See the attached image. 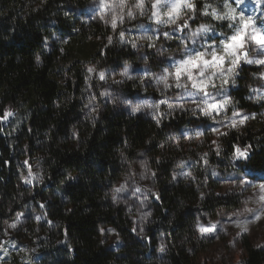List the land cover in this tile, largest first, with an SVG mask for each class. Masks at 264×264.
I'll use <instances>...</instances> for the list:
<instances>
[{
  "label": "trees",
  "instance_id": "obj_1",
  "mask_svg": "<svg viewBox=\"0 0 264 264\" xmlns=\"http://www.w3.org/2000/svg\"><path fill=\"white\" fill-rule=\"evenodd\" d=\"M89 2L0 0V241L5 240L2 224L11 216L9 207L19 208L18 196L27 193L42 204L48 221H29L25 226L35 237L42 234L40 253L31 264H195L196 252H205L213 241L197 236L195 212L212 216L217 209L234 210L242 205L237 193H207L202 186L204 168L224 172L237 166L254 176L264 174V100L250 93L261 67L242 59L232 77L236 84L228 86L233 101L229 111L243 109L254 118L239 131L229 130L212 140L205 135L188 144L171 134L210 117L173 113L157 123L141 114L128 115L114 105H100L101 101L97 116L81 122L79 96L85 66L117 59L137 65L129 49L105 46L111 33L108 26L82 23L63 11ZM178 23V29L176 25L166 28L182 34L197 21L191 18L187 26L183 20ZM52 33L65 40L46 51L43 40ZM242 51L247 52V45ZM94 86L101 87V82L94 80ZM120 88L136 90L132 81L122 82ZM8 110L13 115L5 120ZM19 115L17 135L11 136L9 122ZM17 136L19 142L11 140ZM213 141L220 145L218 153ZM17 145L26 160L41 153L43 178L33 187L19 182ZM237 148L246 155L237 156ZM140 152L152 169L154 192L149 200L155 217L154 227L142 238L133 232L125 211L111 200L113 187ZM180 159H194L198 184L172 180L171 172ZM106 225L121 241L116 248L101 238L100 227ZM158 229L165 233L163 259L155 252ZM241 245V264H264V246H253L246 235Z\"/></svg>",
  "mask_w": 264,
  "mask_h": 264
},
{
  "label": "rangeland",
  "instance_id": "obj_2",
  "mask_svg": "<svg viewBox=\"0 0 264 264\" xmlns=\"http://www.w3.org/2000/svg\"><path fill=\"white\" fill-rule=\"evenodd\" d=\"M108 2L111 3L112 0H108ZM135 2L137 0H127L128 4H134ZM144 2L149 9L148 15H137L133 18L125 16L123 21L117 20L115 29L108 22V10L100 6L101 0H90L82 8L67 7L63 10L66 13L65 15L72 14L82 23L91 21L108 26L111 33L104 41L105 46L115 49H129L135 54L137 60V65H133L125 59H117L97 66L95 64L85 66L84 82L79 96L81 122H91L99 113L100 105L105 104L114 105L128 115L141 114L155 121L159 119V122L161 118L167 119L173 113H186L209 118V116L203 114L200 108L196 109L195 114L192 113L191 109L196 108V105L205 99L212 103L213 100H222L225 96H229L228 86L232 77L229 78L228 84H222L218 79L219 72L212 76L215 86L210 84L207 94L194 88L186 74L181 75V81H187L186 85L176 87L175 83H173L174 65L178 60L195 55L198 51L211 53L213 47L219 49L221 47L220 41L226 40L233 35L235 33L234 30L240 26L238 17L236 21L232 22L228 20H213L210 15H204L201 11L205 0H196L198 5L192 19H195L197 23L194 26H190L185 33L180 34L174 30L167 29L166 26L169 25L160 24L154 18H149L152 10L151 3L155 2V0H144ZM175 2L177 0H160L157 10L162 13ZM224 2L225 0H218V2L217 0H207V3H214L221 11H226ZM227 3L236 8L238 13L243 12L245 17L252 16L254 19L253 27L264 34V0L259 3L257 0H243V3L239 5L235 3V0H227ZM126 11H128L127 8H125ZM180 11L184 12L186 10L182 7ZM209 11L211 10L209 9ZM101 13H104L103 18H101ZM201 23L214 24L215 28L210 33L198 34L195 38L196 42H193L189 39L191 36L190 29H195ZM230 23L231 27H229ZM121 32L124 33L123 40L120 37ZM168 35L172 37L171 40L167 38ZM141 36H152L155 37V40L141 41L139 40ZM109 37L112 39L111 44L108 43ZM64 40L65 38L52 33L43 40V48L49 51L52 47L63 44ZM131 41L136 43L135 48L132 47ZM245 45H247V52L245 53L247 59H264V48L251 40H247ZM208 59H210V56H205V60ZM230 64L231 60L228 56H225L222 70L226 72ZM251 65L261 67L256 81L250 87L251 96L255 98L260 94H264V76L261 75L264 73V65ZM90 67H94L96 70L90 73L88 71ZM199 68L200 64L198 62L197 67L192 69V75L197 80L204 79L213 71L209 66L205 68L204 73L201 75ZM125 69L129 71L132 76L131 79L127 77L121 78L120 73ZM165 69L173 73V76L168 77L170 87L167 89L163 88V82L157 79L166 75ZM101 72L105 74L104 80L99 79ZM94 80H99L101 87L94 86ZM125 81H132L136 90L125 91L120 88V84ZM102 93H107V95H102ZM162 100L167 101V103L160 104L158 110L152 107V105L160 103ZM98 101H101L100 105ZM169 104L174 107L169 108ZM180 104H183L184 107H178ZM137 105H143V107L133 114V108ZM228 108L229 105L221 108L219 112L213 110L212 117H215V119L210 117V119L191 122L178 130H173L171 134L173 138L188 144L201 140L205 135L212 140V138L220 136V133L229 130L239 131L253 117V114L246 110L234 109L229 111ZM233 112H239L244 116H248L249 119L242 125L238 124L235 128L229 127L228 123L233 118ZM217 115L221 117L216 118ZM262 117H264V108ZM20 121L21 116L19 115L9 122V135H17V127ZM213 129H219L220 133L213 131ZM72 133L76 137V131L73 128ZM198 133H203V135H198ZM11 140L19 142V136L11 137ZM15 148L17 153L15 164L19 182L23 186L33 187L43 178L41 153L37 151L31 155L29 160H26L21 154L20 146L17 145ZM196 156L199 159L202 158V155ZM181 161L185 163L182 164ZM196 166L194 159H180L177 167L171 172L172 180H184L198 184ZM189 172L191 175H185V173ZM25 178H29L31 182H25ZM202 179V186L207 193H213L216 196L237 193L241 196L242 205L239 209L234 210L217 209L212 216L205 212L201 214L195 212L194 227L197 236L209 237L213 241L205 252H196L194 262L195 264H241L244 254L241 245V237L243 235L249 238L253 246H264V211L259 212V219H255L253 215L248 213L249 209H260L264 206V202L258 201L261 194L260 185L264 184V174L254 176L251 172L242 171L237 166L224 172L215 168H204ZM122 184H126V189L118 193L115 192V189ZM137 189L139 191H136ZM153 192L152 169L148 163L147 156L140 152L133 160L130 170L113 187L111 195L112 203L125 211L131 221L133 232L140 238L145 236L148 229L155 225L154 204L149 200V196ZM17 203H19V208L12 209L9 207L12 210L11 216L5 219L2 224V233L5 236V240L3 242L0 241V264H31L40 253L39 240L42 234L39 233L38 237H35L25 226L29 221L35 223L47 221L43 213L42 204L35 203L28 197L27 193L20 194ZM149 212L151 215L145 216ZM245 217L249 221L247 224L238 225L234 222L237 218L243 220ZM17 221L19 223H16ZM13 223H16L15 228L10 227ZM213 224L216 225L214 231L201 233L200 226L211 228ZM110 229L113 231H109ZM100 235L102 240L111 248H116L121 243L116 231L111 226H101ZM161 246H163V251H160ZM166 247L165 233L163 230L158 229L155 252L159 259H163L166 256Z\"/></svg>",
  "mask_w": 264,
  "mask_h": 264
},
{
  "label": "clouds",
  "instance_id": "obj_3",
  "mask_svg": "<svg viewBox=\"0 0 264 264\" xmlns=\"http://www.w3.org/2000/svg\"><path fill=\"white\" fill-rule=\"evenodd\" d=\"M180 2L181 0H177V2L173 3L171 7H169L166 11L160 12L158 9V4L160 3V0H155V3H151V14L149 16L150 19L154 18L158 23L164 24V25H176L177 29L180 27L178 21L183 20L184 25L187 26L188 20L192 18V16L195 15L196 11V0H183V8L186 10L184 12H181L180 8ZM218 2V0H217ZM101 8H105L108 10L109 16H108V22L109 23H114L118 19H122L125 16L128 18H133L134 16H141V15H148L149 14V9L146 7L144 0H137L134 4H128L127 0H112L111 3L108 2V0H101L100 3ZM125 8L128 9V11L125 12ZM209 9L211 11H209ZM224 9L226 11H221L218 9L214 3H207V0H205V4L203 9L201 10L204 15H210L213 20L216 21H224L228 20L232 22V16L237 15L239 21H240V26H238L234 32L236 33L235 38H233L229 42H225V40L220 41L221 47L219 49L213 48V51L211 53L208 52H197L195 55H190L186 57L183 60H178L176 64L174 65L175 67V72H174V80L173 83H175L176 87H182L186 85L187 81L182 82L181 79H178V77L181 74H186L189 78V80L192 83L196 81V89L199 87H202L203 85L209 83V81L212 80V76L215 75L217 72L220 73L219 75V80L223 84L225 81H227L230 77H233L234 74L236 73L235 70V64H236V59L235 53L236 49L240 47L241 42H242V36H243V31L248 27V24L246 20L243 17H240L239 14L234 13L232 6H230L227 3V0L224 2ZM101 16H104V13H101ZM249 18H253L252 16H249ZM243 25V27H241ZM229 27H231V23L229 24ZM215 28L214 24L211 23H201L198 27L195 29H190L191 36L189 39H191L193 42H196L195 38L198 34L201 33H210L213 29ZM259 29L254 28L251 30L252 35L250 39L256 40L258 42L264 43V36L259 35ZM123 33V32H121ZM121 37V36H120ZM169 40L172 39L171 36L168 35L167 37ZM139 40L141 41H154L155 37L152 36H141L139 37ZM151 46V45H150ZM133 48L136 47V43L132 45ZM205 56H210V59L205 60ZM225 56H228L229 59L231 60V64L228 67L227 71L224 72L222 71V62L224 61ZM253 60V59H252ZM257 60L259 59H254L252 64H257ZM207 61V62H206ZM200 64L199 71L201 74L204 73L205 68H208L209 66L213 71H211L208 76H206L204 79L197 80L193 75H192V69L197 66V64ZM94 70H96L93 67ZM166 75L162 77H158L157 79L159 81L163 82V88L167 89V85L169 84L168 82V77L173 76L172 72H169L167 69H165ZM121 78L127 77L129 79L132 78L130 75L129 71L125 69L120 73ZM232 84H236V80L233 78L232 79ZM254 99L256 100H264V95H260L255 97ZM208 102L207 99L201 101L199 104L200 108L202 109V112L204 115L212 117V111L211 108L215 107L216 105L208 103L207 106L206 103ZM195 103V102H194ZM233 101L231 100L232 104ZM158 103L155 105H152V107H155L157 110L159 109L157 107ZM196 105V106H197ZM143 107V105H137L133 108V114H135L137 111L135 109H139ZM169 108L174 107L172 104L168 105ZM179 107V106H178ZM184 107V105H183ZM221 108H223L221 106ZM195 109V108H192ZM138 110V111H139ZM192 113L195 114V110H192ZM215 119V117H212Z\"/></svg>",
  "mask_w": 264,
  "mask_h": 264
},
{
  "label": "snow or ice",
  "instance_id": "obj_4",
  "mask_svg": "<svg viewBox=\"0 0 264 264\" xmlns=\"http://www.w3.org/2000/svg\"><path fill=\"white\" fill-rule=\"evenodd\" d=\"M257 2L259 3V2H261V0H257ZM155 3V2H154ZM235 3L236 4H242L243 3V0H235ZM229 4V3H228ZM230 6H232L231 4H229ZM184 6V4H183V0H181V2H180V8H182ZM233 8V11H234V13H236V14H239V16L240 17H243L245 20H246V22H247V24H248V27L246 28V29H244V31H243V36H242V42H241V45H240V47L239 48H237L236 49V53H235V59H236V64H235V70H237V68H238V66H239V64H240V61L243 59V60H245L247 63H249V64H252L253 63V60L252 59H247V56H246V54L242 51L243 49H244V47H245V44H246V42H247V40H251V41H253V42H255L257 45H259V46H261L262 48H264V43H261V42H258V41H256V40H252V39H250V37H251V35H252V32H251V30L252 29H254L255 27H253V24H254V19L253 18H249V16L248 17H245V15L243 14V12H237V9L236 8H234V7H232ZM101 18H103V17H101ZM118 20H120V21H122V19H118ZM232 20L233 21H236L237 20V15H233L232 16ZM116 26H117V20L114 22V23H112V27H113V29H115L116 28ZM241 27H243V25H241ZM165 35H167V33H165ZM259 35L260 36H264V34H262L260 31H259ZM120 36H121V40H123L124 39V33H120ZM235 36H236V33H234L233 35H231L230 37H228L226 40H225V42L227 43V42H229V41H231L233 38H235ZM246 38H247V40H246ZM108 43L109 44H111L112 43V39H111V37H109V39H108ZM131 43H132V45L134 44V42H132L131 41ZM214 48V47H213ZM207 62V61H206ZM224 62V61H223ZM223 62H222V64H223ZM257 64H260V65H264V59H259V60H257ZM197 67V66H196ZM88 71L91 73V72H94L95 70L92 68V67H90L89 69H88ZM223 71V70H222ZM182 75V74H181ZM181 75L178 77V79H181ZM202 75V74H201ZM262 76H264V73H262L261 74ZM99 79L100 80H104L105 79V74L103 73V72H101L100 74H99ZM232 82V81H231ZM196 81H194L193 82V87L194 88H196ZM229 83V79L227 80V81H225L223 84H228ZM212 85V86H215V81L214 80H211V81H209V83H207V84H205V85H203L202 87H199V88H197L198 90H200V91H202V92H204L205 94H207V91H208V86L209 85ZM170 87V84H168L167 85V88H169ZM255 91V90H254ZM102 95H107V93H102ZM260 95H264V94H260ZM260 95H258V96H260ZM165 103H167V101H165V100H162V101H160V103H158V105H157V107L159 108L160 107V104H165ZM209 102H207L206 103V105L205 106H207V104H208ZM231 103V98L229 97V96H225L222 100H213L212 101V103H210V104H213V105H216L215 107H213V108H211V111H213V110H215V111H217V112H219L220 111V109H221V106L224 108V107H226L227 105H229ZM180 108H183V104H180V105H178ZM197 108H200V106L199 105H197L196 106V108L195 109H191V111L192 110H195L196 111V109ZM201 109V108H200ZM139 109H135V111H138ZM202 110V109H201ZM13 115V113H12V111H10V110H8V111H5V113H4V117L3 118H8V117H10V116H12ZM237 118H239V119H237ZM254 118V117H253ZM247 119H249V117L248 116H244V115H242L241 113H239V112H233V118L229 121V123H228V126L229 127H233V128H235V127H237V125L239 124V125H242V124H244L245 122H246V120ZM157 123H159V119H157ZM213 131H215V132H217V133H220V130L219 129H213ZM221 135H226L227 133L226 132H224V133H220ZM198 135H203V133H198ZM213 143L216 145V151H217V153L219 152V150H220V145L218 144V143H216V141H213ZM236 155L237 156H245L246 155V153L245 152H243V151H241L239 148H237L236 149ZM204 157H205V160H204V162L205 163H207V160H206V157H207V153H205L204 154ZM181 163L183 164V163H185L184 161H181ZM185 175H191V173L189 172V173H185ZM30 176H31V172H30ZM175 178V177H174ZM25 182H31L30 181V179L29 178H25ZM126 184H122V185H120L118 188H116L115 189V192H121V191H124L125 189H126ZM136 191H139V189H137ZM260 196H259V202H264V184H261L260 185ZM115 198V197H114ZM141 203H143V201H141ZM261 211H264V206H262L260 209H249L248 210V213L249 214H251V215H253V217L255 218V219H259V212H261ZM148 215H151V213L149 212V213H146L145 214V216H148ZM235 223H237L238 225L239 224H247L249 221H248V219H247V217H245L243 220H241V219H239V218H237V220L236 221H234ZM16 223H19V221H17ZM16 223H13V224H11L10 225V227H12V228H15L16 227ZM216 229V225L215 224H213L212 226H211V228H206V227H203V226H200V231H201V233H205V232H210V231H214ZM246 230V229H245ZM109 231H113V230H109ZM142 231V230H141ZM164 249H163V246H161V248H160V251H163Z\"/></svg>",
  "mask_w": 264,
  "mask_h": 264
}]
</instances>
